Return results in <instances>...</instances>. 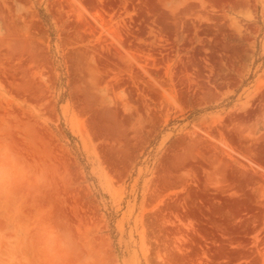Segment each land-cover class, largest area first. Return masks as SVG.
Returning a JSON list of instances; mask_svg holds the SVG:
<instances>
[{"label":"rangeland","instance_id":"374dc122","mask_svg":"<svg viewBox=\"0 0 264 264\" xmlns=\"http://www.w3.org/2000/svg\"><path fill=\"white\" fill-rule=\"evenodd\" d=\"M0 264H264V0H0Z\"/></svg>","mask_w":264,"mask_h":264}]
</instances>
